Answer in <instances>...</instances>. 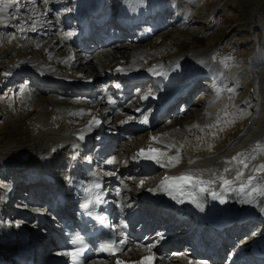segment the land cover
I'll return each instance as SVG.
<instances>
[{"label": "rangeland", "instance_id": "1", "mask_svg": "<svg viewBox=\"0 0 264 264\" xmlns=\"http://www.w3.org/2000/svg\"><path fill=\"white\" fill-rule=\"evenodd\" d=\"M144 1L95 0L94 2V0H80V6L87 3L93 11L100 5L102 10H105V12L99 13L100 18L101 14H106L108 19L119 16L118 20L139 15L142 12ZM165 1H169L171 5L174 4L175 8L164 17L159 18L158 25L154 26V22L158 18L156 16L149 18L147 22L141 21V24L145 23L146 25L133 28L134 31L130 34L122 35L121 30L114 28L109 31L110 41L107 45L93 49L94 43L90 42L86 48L78 50L72 41L74 33L80 31L75 27L77 23L74 22V18L68 17V26L64 31L58 28L69 15V4H72L67 0H0V208L10 210L6 214L0 213V258L9 260L8 253L15 247L18 249L22 247L20 241L21 243L22 240L24 241L35 221L38 224L37 217H48V224L53 222L51 211L47 207L51 205L52 199L50 201L48 199L53 195L52 190L54 189L47 192L48 189H44L42 182L41 197H38L34 189L27 186L33 179L31 175H36L40 177L38 180L44 181L42 173L36 174V170L37 168L39 170L46 169V167L41 168V165L45 164V159L57 155H52V146L63 147L62 141L64 140L62 138L64 136L60 133H73V131L83 128H90L91 125L95 126L97 121L103 120L104 133L111 132L108 155L113 158L112 161L115 160L114 162L119 165L123 160L126 161L125 166H118L119 168L123 167V171L117 169L114 175L106 177L109 182H112L111 179L115 182L114 190L124 193V199L131 205L135 203L134 197L138 193L137 185L141 181L152 184L165 176H162V172L168 174L170 171L168 169L170 164L166 160L165 166L159 170L161 174L154 172L143 175L142 171L137 173L129 169V156L139 145H145L147 142L157 147L156 142L157 145L165 149L164 152L170 150L178 153L181 155L179 159L182 161L179 162L181 164L204 170L209 169V173L214 171L215 174L210 177H214L212 181L216 184H222L225 175H227V169L234 162L241 164L242 159L246 160L248 164L247 170L242 164L240 165L244 173L243 178L254 175L258 178L257 181L261 180L260 176L264 175V172L257 173L255 169L260 164H264V62L256 64L254 58L257 54L264 55V0H204L201 4H197L195 0H157L158 10L163 9ZM99 9L101 11V7ZM105 18L107 19L106 16ZM131 23L129 22L127 26L129 27ZM134 23L136 24V21ZM143 34H145L144 39L141 36ZM59 37H62L64 41L61 42ZM92 40L96 41L98 38L92 36ZM52 45L54 46L51 47ZM66 46L68 47L65 48ZM71 56H74V59L84 58V61L72 66V69L67 71L66 67ZM149 60L155 61L150 63ZM118 62H121L124 68L135 70L132 73L137 74L139 79L136 81L137 83L144 82L141 79L145 80L146 78L148 79L145 80L146 83H149L153 73L161 72L158 70H162L165 74L164 76L162 73V76L159 75L164 77L161 81L174 80L173 82H176L175 84L178 86L181 82L179 80L181 74L183 77L187 73V75L195 74L199 80L203 76L211 75L208 83L213 85V91H216V94L208 90L204 94L211 93V95L201 97L203 94H198L201 95L199 97L195 93L192 96V101L200 100L202 107H195L194 103L185 101L191 105L187 110L185 108L181 111H187L186 114L173 117L169 113L167 118L155 115L150 128H140L132 132L134 137L124 136V139L118 140L115 137L117 134L113 133L116 132L115 124H123L122 120L127 118L123 107L120 109L121 106L125 108V103L120 104L119 108L113 112L109 105V101H113L112 99L107 100L108 106L102 103V99L112 93L111 83L107 82L109 78L116 81L115 79L120 77L117 75L119 71H114V66ZM121 63L117 65H122ZM261 68L262 71H260ZM40 71L55 73L54 76L63 74L67 77L68 83L74 79H78V82H81V79L92 81L93 85L89 90L88 86L84 90H88V93L93 91L90 96L86 94L79 95L78 98L71 97L74 99H70L72 103L69 104L55 103L54 100L57 98H70L74 92L67 91V95L62 93L60 85L50 84L47 85L49 88H46L37 83H31L32 76ZM215 71H220L224 76L220 77ZM129 73L131 74V72ZM199 73L202 74L199 76ZM107 74H112V76ZM48 78L59 82L53 77L48 76ZM80 87L83 89L86 88V85H80ZM132 95H130V99H132ZM36 96L48 99L39 102L35 101L34 97L36 98ZM80 99L88 104L86 106L78 104L77 101ZM114 102H118V100ZM119 102L121 103V101ZM162 110L167 113L172 111V109L166 108H162ZM128 114L130 117H137L133 112ZM98 116L100 117L98 118ZM81 118L82 120H80ZM135 118L129 119L135 121ZM159 118L164 119L159 122ZM173 121L178 125L172 124ZM154 123L156 125L152 128ZM241 123L243 126L240 132L233 134V128ZM194 125H198V127H194ZM95 127L98 131L99 127ZM124 129L126 126L121 129V132L127 135L123 131ZM229 131H231L229 139L226 138L223 141L225 136L223 134ZM149 134L157 138L172 135L173 138L168 140L169 143H157L158 140L149 138ZM178 136L185 139V143L178 142L179 138H176ZM51 141H60V143L52 144ZM165 144H172L173 147ZM222 144L223 147L218 150L216 147ZM64 145L58 152L60 157L70 153L67 147L75 148L73 140H66ZM213 149L216 150L212 152ZM27 152L30 153V159L24 162L22 155ZM171 152L169 153L171 154ZM245 155H249L251 159L248 161L247 158H244ZM101 156V154L98 156L96 162H101ZM233 157H238V159L233 160ZM112 161L106 162L103 167L107 169V172H104L106 175L118 168L114 163L109 165V162ZM67 162L64 161L65 166ZM147 162L150 173L156 167L153 166V161L147 160ZM33 163H36L35 166ZM229 163L230 165H228ZM107 164L110 168H106ZM179 165L176 164L175 168L177 169ZM22 166L24 170L19 171L18 169ZM175 168L171 170L173 171ZM217 168H222V172ZM62 169L55 167L51 171L59 173L58 178L64 179L67 174ZM223 169L226 171L223 172ZM125 171H129V174ZM215 171H218V175ZM25 173L27 175L23 176ZM140 175L142 176L140 177ZM246 180L247 178L245 181L243 180V183ZM21 183L25 185L21 187ZM255 183L256 181H253V184ZM232 186L233 184L228 188H232ZM232 190L230 195L234 192L233 188ZM247 191L244 193L249 195ZM238 203L239 200H235L233 207L236 208ZM261 208H264V201L261 202ZM251 213L253 216L263 217V212H257L256 209ZM23 227L28 228H24L22 232ZM45 228L47 231L39 237H42L43 240L45 238L47 240V237L55 238L53 227L45 226ZM35 229H38V226H35ZM33 235H37L34 230H32ZM240 236L242 239L245 234ZM45 242L53 243L49 239ZM30 243L35 244L34 240ZM134 243L132 241V244ZM156 243L157 240L148 244L147 248ZM137 244L139 243L136 241ZM134 247L135 245L129 247L125 255L132 256L135 252ZM152 255L154 254L152 253ZM126 260L128 261V259ZM173 260L174 264H178L175 263L176 259ZM95 262L96 258L94 260L91 258L88 264H95ZM165 263L164 260L162 264Z\"/></svg>", "mask_w": 264, "mask_h": 264}, {"label": "bare ground", "instance_id": "2", "mask_svg": "<svg viewBox=\"0 0 264 264\" xmlns=\"http://www.w3.org/2000/svg\"><path fill=\"white\" fill-rule=\"evenodd\" d=\"M196 1V3L197 4H201L204 0H195ZM94 2H95V0H94ZM97 2V1H96ZM101 2V1H100ZM146 0L144 1V5H143V8H141V13L139 14V15H137L138 16V18H136L137 16H135V15H133V16H131V17H129L128 19H126V22H135V21H137V20H141V21H144V22H147V20L149 19V18H152V17H156V16H158V18H157V21L156 22H154V26H156V25H158V20H159V18H162V17H164L165 15H167V13H169L170 11H173V9L175 8L174 6V4H172L171 5V3L169 2V1H165V3H164V5H163V9L161 10V9H159L158 10V7L156 6L157 5V0H148L146 3ZM100 8V7H99ZM35 13L33 12V15H34ZM157 14H159V15H157ZM183 18L185 19V17L183 16ZM44 32V31H43ZM42 33V32H41ZM59 40L61 41V42H63L64 41V39L62 38V37H59ZM61 42H60V44H61ZM101 45L103 46V43H101ZM28 46H29V44H28ZM54 45H52L51 47H53ZM62 46V45H61ZM68 46H66L65 48H67ZM116 51H118V50H116ZM120 51V50H119ZM160 58H162V57H160ZM84 58H79V59H77V58H75L74 59V56H71L70 57V60H68V65H67V67H66V69H67V71H69V70H71L72 69V66H74V65H78V64H81L84 60H83ZM255 59V61H256V64H262L263 62H264V55L262 54V55H258L257 54V56L254 58ZM156 60V59H155ZM155 60H149V62L150 63H152V62H154ZM254 61V60H253ZM94 67V66H93ZM169 68V67H168ZM126 69H128V68H126ZM158 69V68H157ZM134 69L132 68V69H129V71H127L126 70V73L128 74L129 72H132ZM135 71V70H134ZM158 71H161L159 74L156 72V73H153L152 74V78H150L149 80H151L150 82H156V83H154V88L156 89L157 88V84L159 83V80H160V76L159 75H161V73L163 74V76L165 75L164 73H163V71L162 70H158ZM260 71H262V68H261V70ZM45 72V71H44ZM264 72V71H263ZM48 73V72H47ZM49 74H51V75H55V73L53 74V73H49ZM57 74V73H56ZM188 74V73H187ZM186 74V76H184L183 77V75L181 74L180 75V84H179V86H182V87H191L194 83H196V78L198 77L197 75H195V74H192V75H187ZM200 74H202V73H199V76H200ZM44 75H47L48 76V74H44V73H42V75L41 76H39L40 78H42V76H44ZM204 75V74H203ZM23 76V75H22ZM162 76V75H161ZM139 77H141V76H139ZM39 78V79H40ZM164 78V77H163ZM193 81H195V82H193ZM31 83H36V79L35 78H33V80H31ZM163 83H164V81H163ZM137 84H141V82H139V83H137ZM178 85V84H177ZM76 86V85H75ZM87 86H89L88 84L86 85V88L84 87L83 89H81V87H77V88H75V90H70L69 88H66V89H68L67 91H69L70 93H73L74 92V94H72V95H70V98H68V97H59V98H57L56 100H54L55 101V103H63V104H69V103H72V100H70V99H74V98H78V97H80L79 95H86L87 94V92H88V90H84V89H87ZM46 88H49L47 85L45 86ZM128 87H129V85H128ZM196 90H198V88H197V86L196 85H194L192 88H191V90H190V92H189V94H187L188 95V97H187V102H189V103H194L195 105V107H198V106H201L202 105V102L200 101V100H197V102H193L192 101V96L193 95H195V92H196ZM90 94H91V92H90ZM204 94V93H203ZM71 97H74V98H71ZM128 98L130 99L131 97H130V95L128 96ZM34 99H35V101H39V102H44V101H47V99L48 98H43V97H40V96H36V98L34 97ZM169 99L170 98H168V97H166V100H168L169 101ZM53 101V100H52ZM54 101L52 102V103H54ZM73 101H75V100H73ZM112 102V104L110 105L111 106V112H113V111H115V110H117L118 108H119V105L121 104L119 101L118 102H114V101H111ZM77 103L78 104H81L82 106H86L88 103L86 102V101H83V100H78L77 101ZM178 102H168L167 103V105L165 106V107H163V108H166V109H172V108H174V104H177ZM76 105V104H75ZM202 107V106H201ZM134 109V108H133ZM158 109V108H157ZM130 110H131V107H130ZM31 113H33V112H31ZM37 114V113H36ZM135 115V114H134ZM148 116V115H147ZM100 116H98V118H99ZM138 117V116H137ZM80 118V117H79ZM131 118H135V117H131ZM140 118V117H139ZM164 118H159V121H162ZM78 121H79V119H77ZM80 120H82V118L80 119ZM101 120V119H100ZM135 120V119H134ZM152 120H153V118H152ZM93 121H94V118H93ZM96 121V120H95ZM178 121H180V119H178ZM158 122V121H157ZM56 124H57V122H55ZM152 123V122H151ZM171 124V123H170ZM172 124H174V125H178V123L177 122H175V121H173V123ZM151 125V124H150ZM150 125L148 126L149 128H150ZM243 126V123H241V124H238V125H236L234 128H233V131H232V133L234 134L235 132H237L238 133V131L240 132V130H241V127ZM83 127V126H82ZM148 127H144V128H148ZM96 131L97 130V128L95 127V126H92V127H90V128H84L82 131L81 130H78V131H73V133H60V135H62V136H64V138H62V139H68V140H71V139H74V140H78V141H82V139H84V138H86V135H88L91 131ZM123 131H125V133H129V130H126V129H124ZM45 132V131H44ZM230 133H231V131H229V132H225L223 135H225L224 137H223V141H225V139L226 138H228L229 139V135H230ZM152 134H149V138H151L152 136H151ZM236 135V134H235ZM173 138V136L171 135L170 137H161V138H158V141L159 142H162V143H169L168 142V140H170V139H172ZM176 138H179V140H178V142H183V143H185L184 141H185V139H181L179 136L178 137H176ZM185 138V137H184ZM234 140H236V139H234ZM233 140V141H234ZM150 141V140H149ZM51 143L52 144H55V143H60V141H51ZM225 145V144H224ZM53 147H55V146H52L51 148H53ZM139 147H144L143 145H141V146H139ZM221 147H223V144L222 145H219V147H216L218 150L221 148ZM155 148H157V147H155ZM55 149H59V146H57L56 145V147H55ZM158 149V148H157ZM216 149H213V151L212 152H214ZM162 153V152H161ZM152 155V154H151ZM246 157H244L245 159L247 158V160L249 161L250 159H251V157L248 155H245ZM134 157H136V154H134ZM168 157H174V156H172L169 152H166V155L165 156H162L161 157V159H165L166 161H168ZM57 158H59V156H57ZM147 160V157H145L143 160ZM113 160V158H109L108 159V161H112ZM151 161H154V160H152V159H150ZM211 160V159H210ZM243 160V159H242ZM115 161V160H114ZM66 162V161H65ZM203 162V161H202ZM204 162H207V161H204ZM57 163H59V164H62L63 162H62V159H58L57 160ZM231 163V162H230ZM230 163L228 164V165H230ZM35 164L36 163H33V165L35 166ZM53 164V163H52ZM125 164H126V161L125 160H123L121 163H120V165H119V163L118 164H116L115 166H125ZM206 164V163H205ZM205 164H203V165H205ZM208 164V163H207ZM206 164V165H207ZM209 164H211V162H209ZM32 165V166H33ZM108 165V164H107ZM106 165V166H107ZM202 165V166H203ZM240 165L241 164H239V162H234L232 165H231V167L229 168V169H227L226 168V166H225V168L227 169V175H225V179H228V180H234V178H235V176H236V173L238 172V171H242V169H241V167H240ZM55 166V165H54ZM105 166V167H106ZM154 167H156L158 170H160L161 168H163L162 167V165H161V162H160V165L159 166H157L156 164H154L153 165ZM201 166V165H200ZM40 167V166H39ZM109 166H107V168H108ZM180 167V166H179ZM178 167V168H179ZM171 168H172V165H170L169 167H168V169L169 170H171ZM177 168V169H178ZM186 168L189 170V171H191V169L192 170H194V171H197V172H206V171H204V169H201V168H199V167H192V166H186ZM206 168V167H205ZM223 168V167H222ZM222 168L220 169V168H217V169H219V171L221 170V172H222ZM248 168V167H247ZM246 168V169H247ZM251 168V167H250ZM48 169L49 170H51L52 169V167H49L48 166ZM118 169V171H123V167L122 168H116L115 170H112V171H110V172H108V175L107 176H112V175H114V173L116 172V170ZM176 169V168H175ZM226 169H223V172H225L226 171ZM241 169V170H240ZM244 169V168H243ZM34 170V169H33ZM39 170V169H38ZM102 170V169H101ZM133 170V169H132ZM132 170H130V171H132ZM230 170V171H229ZM249 170V169H248ZM126 173H128L129 174V171H125ZM197 172L196 173H194V175L193 176H195V177H197L198 178V176L199 175H196L197 174ZM214 172V171H213ZM212 172V174H215V173H213ZM215 172H217V175H218V171H215ZM163 173V175L162 176H164L166 173L165 172H162ZM186 173V171H183L182 173H180V174H178V175H176V176H179V175H181V174H185ZM221 174V173H220ZM225 174V173H224ZM139 175V174H138ZM172 176H174L173 175V173L171 172V171H169L168 172V176L167 177H172ZM212 176V175H211ZM214 176V175H213ZM220 176V175H219ZM223 177V176H222ZM261 177V180H259V181H256V183L255 184H257V183H259V184H264V178H262V177H264V175H261L260 176ZM23 178V177H22ZM35 178V177H34ZM107 178V177H106ZM164 178L165 177H163V178H161V180H159L158 181V184L160 183V182H162L163 180H164ZM215 178H216V176H215ZM221 178V177H220ZM60 179V178H59ZM217 179H218V181H220L219 180V178L217 177ZM245 177L244 178H242V180H237V181H234L232 184H237V183H240V185H241V183H243V180L245 181ZM23 180V179H22ZM33 180H36V179H33ZM214 180V179H213ZM222 180V179H221ZM40 181V180H39ZM216 181V180H215ZM30 183V182H29ZM107 183H108V181H107ZM109 183H111V182H109ZM218 183V182H217ZM221 184V183H220ZM223 184V183H222ZM25 185V184H24ZM240 185L238 186V188H236V195L234 194V196H235V200H239V203H238V206H236V208H234L233 207V203L231 204V201H230V195H229V192L228 191H226V192H221V191H217V190H219V189H217V188H215L214 186L212 187V189L211 188H209V192L208 193H203V194H201L200 192H199V190L198 189H196V188H191V192L192 193H194V195H195V197L197 198V199H200V200H202L203 202H205L206 203V205H208V206H210L212 209H214V205L216 204V203H218L219 202V200H214V199H212V197H211V195H210V192L211 191H215L216 193H218L221 197H227L228 199H229V202H227V200H226V204H228V205H231V208H230V214H228V219L229 218H231L232 217V219H234L235 221H237L238 219H240V218H242V219H245V220H248V222H247V224L245 225V226H238V225H235V229H231V228H229L227 231H225V232H223V231H221L220 232V239L218 240V243L217 242H209V244H211V245H215L216 243L217 244H220V248L221 249H219V252H218V255L217 256H212V257H207V258H205V255H204V248H202V241L204 240H202V239H198V240H195V246L196 247H198V250H197V253L199 254V255H201V256H203L202 258H205V260H207V261H209L211 264H221V261H222V256L221 255H224L225 254V252H226V250H228V248H226V246H225V242L226 241H228L229 243H231L230 242V238L229 237H227V238H225L226 237V235H227V233H232L233 232V235H234V237H237V236H240L241 234H245V237L243 238L242 237V240H244L245 241V239L246 238H248L249 237V235H247L248 233L244 230L245 228L244 227H246L247 229H249L250 230V228L252 227H254V226H256V220L257 219H260L259 217H256V216H253V214L251 213V211L252 210H254V209H256L257 210V212H263L262 214H263V218H264V208L262 209L261 208V202L262 201H264V197H260L259 195H257L256 193H252L251 194V196L250 195H248V194H241V192L238 190L239 189V187H240ZM40 186V182L39 183H37V184H35L34 185V187H33V189H34V191L37 193V196L39 197L40 196V189L38 190V187ZM210 186H212V185H210ZM140 184H139V186H138V189H140ZM42 189V188H41ZM229 189H232V188H229ZM29 190V189H28ZM170 190V189H169ZM53 191V190H52ZM172 191V193L175 195V196H181L180 195V193H178L177 191H174V190H171ZM233 191V190H232ZM232 191H231V193H232ZM249 191L250 190H248L247 192L249 193ZM35 192H33V193H35ZM44 192V191H43ZM42 193V192H41ZM108 193H110V195L112 196V195H114V193L115 192H112V191H109ZM44 194H45V192H44ZM69 194H71V192L69 193L68 192V194L67 195H69ZM116 194V193H115ZM239 194V195H238ZM241 194V195H240ZM34 195V194H33ZM72 195V194H71ZM29 196V195H28ZM117 198L118 199H120V193H118L117 195ZM41 197V196H40ZM43 197V196H42ZM182 197H187V196H182ZM254 197V202L253 203H245L244 201L245 200H247V199H252ZM74 198V197H73ZM72 198V199H73ZM42 200V199H41ZM125 200V199H124ZM69 201H72V200H69ZM45 202V201H44ZM72 203V202H71ZM47 205V204H46ZM70 206L68 205V204H66V206L64 207V209L65 210H71V208H69ZM48 208V210L49 211H51L52 212V210L54 209L52 206H48L47 207ZM57 212H59V211H57ZM53 214H54V212H53ZM16 216H19V215H16ZM237 216V217H236ZM238 217H240V218H238ZM57 218V217H56ZM250 218V219H249ZM234 220L232 221V222H234ZM181 222H184V221H179L175 226H177L178 224H180ZM185 223H187L186 221H185ZM188 223H190V225H189V228L191 227V225H192V227L193 226H197L196 224L194 225L191 221H189L188 220ZM53 224V223H52ZM201 226H206L205 224L204 225H201ZM49 227V226H48ZM166 227V229H168L169 227L166 225L165 226ZM261 227H263V226H261ZM188 228V229H189ZM44 232H46L47 231V229L45 228L44 230H43ZM49 231V230H48ZM190 232H192V230L190 231ZM25 233H27V232H25ZM45 234V233H44ZM43 235V234H42ZM54 235V234H53ZM52 235V236H53ZM247 235V236H246ZM40 239H41V237H39ZM48 238V237H47ZM15 239V238H14ZM165 239H167V238H165ZM44 241H47L46 240V238H45V240ZM44 241H38L39 242V247H40V250H38V251H36V253H35V255L33 256V258L32 259H30V264H41L42 262L40 261L39 263H38V259H39V256H40V253L41 252H45V250H47L48 252L49 251H51V250H53V249H56V248H58V246H56V245H53V246H51V249H49L48 248V244L47 243H44ZM139 241V244H137L136 245V241H134L133 240V242H135L134 244H132V241H131V245L129 246V247H131L132 245H135V247L133 248L134 250H135V252H133V254H132V256H130V257H127V258H129L128 259V261H132V260H137V259H139L142 255V258L144 259V258H151V264H157V257H159V259H161L162 257H164V256H166L167 254H168V250H170L171 248H176L179 244L178 243H180V242H176V241H169L168 243V245H167V247L164 249V250H161V249H155V251H152V252H150L151 250H148V248H146L145 247V245L144 244H146L148 241H149V238L148 239H145V237H143V238H140L139 240H137V242ZM35 242V241H34ZM44 243V244H43ZM233 243V242H232ZM22 244H24L25 245V239H24V241L22 240ZM34 245H36V243L34 244ZM199 247H201L202 248V250L201 249H199ZM251 246H249V245H247L246 246V248H247V251H248V249L250 248ZM60 248V247H59ZM150 248H152V247H150ZM25 249H28L29 250V247H28V244H27V246H26V248ZM232 249V252H233V249H234V246L231 248ZM61 250H63V248H61ZM200 251V252H199ZM58 252V251H57ZM60 252V251H59ZM58 252V253H59ZM232 252H231V250H229L228 251V255H230L229 256V258L231 257V255H232ZM152 253L154 254V255H152ZM9 254H10V252H9ZM17 254V253H16ZM28 254V253H27ZM27 254H25V255H27ZM148 254V255H147ZM12 255H14V253H12ZM151 257H150V256ZM22 257H25L24 255L22 256ZM94 258H96V257H94ZM202 259L201 258H199L198 257V259H197V261H196V263H194V264H207V263H205L204 261H201ZM12 261H14V260H12ZM172 261V262H171ZM170 262V264H174L173 263V259L171 260ZM257 262L255 263V262H252V263H245V261L244 260H237V261H235L233 264H264V260H262V259H258V260H256ZM61 262H63V260L61 259ZM45 263H46V261H45ZM95 264H113V262L111 261V260H104V259H96V262H95ZM169 264V263H168ZM179 264V263H178ZM185 264H187V263H185Z\"/></svg>", "mask_w": 264, "mask_h": 264}, {"label": "snow or ice", "instance_id": "3", "mask_svg": "<svg viewBox=\"0 0 264 264\" xmlns=\"http://www.w3.org/2000/svg\"><path fill=\"white\" fill-rule=\"evenodd\" d=\"M69 35H71V33H69ZM119 70V69H118ZM150 95V93H149ZM111 103V101H109ZM126 122V121H125ZM144 123H146L147 121L144 120L142 121ZM98 123V121H97ZM194 127H198V125H194ZM153 140H158L157 137H152ZM150 151L153 153L152 155H149L147 158L148 159H152L155 160L156 162H159L160 157L165 156L166 153H161L159 152V150L156 149H150ZM140 155H144V150H141V152L139 153ZM179 155L175 156V157H168V162L170 165L175 166V163L179 162ZM238 159V157H233V160ZM191 163V161H190ZM240 163L242 164V166L244 168L248 167L247 161L246 160H241ZM230 171V170H229ZM255 171L257 173H261L264 172V164H260L259 166L256 167ZM244 176L243 171H238L236 173V176L234 178V180H228V179H223L222 183L225 186V190H228V187L237 180H242ZM257 177L256 176H249L246 180V182L241 183L240 187H239V191L241 193H244L246 190H250L249 191V195L251 196L252 193H256L257 195H259L260 197H264V184H253V181H257ZM212 183H214V181L212 180H203V179H199L189 173H185V174H181L179 176H172V177H165L164 180L161 182L160 188H167L170 190H174L177 191L178 193H180L181 196H187L189 198V201L192 203H195L197 207H199L201 210H203V205L197 202V199L194 195V193L186 191L187 188H196L199 190V192L201 194L203 193H208L209 192V187ZM140 186L143 187L144 186V181L140 182ZM149 191H154L153 189H149ZM210 195L212 197V199L214 200H219L220 203H225L226 201L215 191H211ZM173 199H176V196L172 197ZM180 202H183V200H181ZM245 203H253L254 202V197L252 199H247L244 201ZM85 207H87V205H85ZM71 243H79V241H71ZM68 255L72 256L73 260H75L77 258V256L80 254L79 251L76 252H69L67 253ZM113 255H115L116 253L113 252ZM145 262H147V264H151V258H144L143 260L139 261V262H133V264H145ZM117 264H125V262L117 260Z\"/></svg>", "mask_w": 264, "mask_h": 264}]
</instances>
